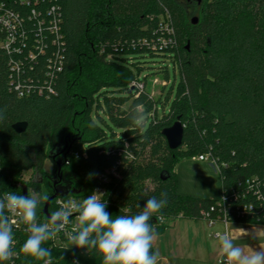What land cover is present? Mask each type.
Here are the masks:
<instances>
[{
	"label": "trees",
	"instance_id": "obj_1",
	"mask_svg": "<svg viewBox=\"0 0 264 264\" xmlns=\"http://www.w3.org/2000/svg\"><path fill=\"white\" fill-rule=\"evenodd\" d=\"M5 1L33 27L22 0ZM52 5L61 13L64 37L55 96L19 99L9 93V56L0 49V197L24 195L15 185L33 171L37 180L25 184L29 192L41 194L45 185L51 197L55 177L60 186L70 185L64 199L83 200L103 190L112 215L125 214L124 207L137 214L147 198L166 191L167 206L158 214L164 219L151 221L157 236L176 219H222L224 211L230 222L264 226V200L247 185L259 181L264 197V0H40V11ZM161 38L171 42L161 46ZM54 53L49 48L40 56V75ZM132 55L169 58L175 77L168 67L161 70L166 84L158 98L148 89L149 75L142 76L145 68L130 62ZM133 82L144 89L132 88ZM135 106L145 116L142 128L131 118ZM94 108L104 109L112 124L107 130L93 119ZM20 122L28 128L17 134L13 125ZM176 122L184 127L183 145L171 150L163 131ZM58 145L65 147L60 156L69 151L60 176V156L50 157ZM207 153L220 166L222 191L230 196L225 206L177 191V164ZM101 175L109 182L100 181ZM45 203L37 209L44 221ZM245 206L252 209L239 217ZM26 239L21 237L19 264H43L22 251ZM43 246L51 249L53 264H101L85 249Z\"/></svg>",
	"mask_w": 264,
	"mask_h": 264
},
{
	"label": "clouds",
	"instance_id": "obj_2",
	"mask_svg": "<svg viewBox=\"0 0 264 264\" xmlns=\"http://www.w3.org/2000/svg\"><path fill=\"white\" fill-rule=\"evenodd\" d=\"M3 110H0V120ZM132 121L137 128H142L145 116L140 106L132 109ZM47 194L35 190H27V195L10 192L0 198V262L13 259L17 255L13 226L22 223L28 234L22 251L43 264H53L51 249L43 245L55 240L64 233L70 247L94 252L101 259V264H158L159 252L153 251L157 232L152 226L155 217L167 206L168 193L161 192L160 198H147L143 208L137 214H128L130 210L123 208L125 214L112 215L107 211L105 194L99 190L83 200L69 199L61 201L58 210L51 212L47 222H39L37 209L42 201H48ZM225 213V227L215 232V247L218 264H264V243L258 247L241 246L238 239L258 240L264 238L260 229L228 227V214ZM75 223L71 231L68 226ZM62 258V257H61Z\"/></svg>",
	"mask_w": 264,
	"mask_h": 264
},
{
	"label": "built area",
	"instance_id": "obj_3",
	"mask_svg": "<svg viewBox=\"0 0 264 264\" xmlns=\"http://www.w3.org/2000/svg\"><path fill=\"white\" fill-rule=\"evenodd\" d=\"M21 5L28 6L30 12L27 15L28 22L33 24L30 28L26 19L22 18L19 12H15L10 9L9 2L0 0V32L3 35V39L0 41V49L5 51L9 56L8 69L10 78L7 89L9 93L14 94L19 99L30 98L32 96H55L56 90L54 83L58 73L63 71L64 55L63 49V35L61 32L62 17L59 12V8L55 5L48 7L43 13L40 11V0L31 2L30 0H22ZM169 34H172V28L167 24L165 27ZM171 39L161 38L159 43L161 46H166ZM52 48L55 52L51 58L47 61V69L44 75H40V56H45L48 49ZM155 48V46H154ZM39 72H38V71ZM132 88L139 90L144 89V84L139 82H133ZM194 161L207 162L210 164L219 174L220 166L210 153L203 154L192 158ZM69 163L66 162V165ZM31 178L27 180L21 178V180L15 185V189H23L25 184L30 182ZM99 180L103 183H108L109 178L106 175L99 176ZM248 188L255 192L257 200L263 202L262 196V184L259 181L252 180L247 182ZM104 193L103 190H99ZM7 194V193H6ZM5 195V194H4ZM3 195V196H4ZM2 196V197H3ZM0 197V198H2ZM241 197H246L245 193H242ZM233 200L237 201L236 194L232 196ZM69 199L80 201L75 197L64 199L58 197L55 199V211L59 209L61 201H67ZM230 200V196L222 191V199L218 202V205L225 206ZM251 206H245L238 212V216L245 215L246 211H250ZM39 222H47L37 218ZM208 227H214L218 222L225 225V216L222 219H214L210 214L205 215L204 220ZM72 224L68 226V231H71L73 224L75 223V216L72 218ZM230 221L228 220L227 223ZM25 226L22 223H18L13 226L14 238H15V251L17 255L9 261L3 262V264H19L21 260L20 243L23 235H28L25 230ZM51 248H66L69 246L65 234L62 232L55 240L48 241Z\"/></svg>",
	"mask_w": 264,
	"mask_h": 264
},
{
	"label": "rangeland",
	"instance_id": "obj_4",
	"mask_svg": "<svg viewBox=\"0 0 264 264\" xmlns=\"http://www.w3.org/2000/svg\"><path fill=\"white\" fill-rule=\"evenodd\" d=\"M131 63L138 64L145 68L142 72V76L149 75L148 80V89L151 94L158 98L162 93V87L165 86L166 81L164 80V74L161 70L165 67H168L169 76L174 79L173 66L169 58L163 57H150V56H141V55H132L129 57ZM169 110V109H166ZM92 117L96 123L107 130V126H111L107 115L104 112V109H92ZM150 119L146 121V126L149 125ZM121 130L115 128V133L121 134ZM179 164L183 165L179 171ZM53 167L52 164L48 161L45 164V170L48 173H51ZM176 173V188L179 194L189 195L196 198L204 199H215L221 201L222 199V183L218 177L216 170L207 162H198L194 161L192 158L183 159L177 164L175 169ZM24 179L31 178L30 180H37L35 178L33 171H27L22 174ZM40 178V177H38ZM76 182V180H74ZM47 187L43 185L41 187V194H47ZM46 217V216H45ZM206 223V221H203ZM231 225L234 228H242L245 224H240L236 222H229L228 227L231 230ZM250 226H263L258 224H247ZM225 227V225H224ZM264 227V226H263Z\"/></svg>",
	"mask_w": 264,
	"mask_h": 264
},
{
	"label": "crops",
	"instance_id": "obj_5",
	"mask_svg": "<svg viewBox=\"0 0 264 264\" xmlns=\"http://www.w3.org/2000/svg\"><path fill=\"white\" fill-rule=\"evenodd\" d=\"M179 165L180 171L183 165ZM223 228L224 224L221 222L210 228L203 221L183 218L172 221L169 228L162 235L157 236L154 244L155 251L159 252L158 264H218L214 234ZM242 228L264 231L263 226L257 225L245 224ZM236 243L241 246L258 247L259 244L264 243V238L255 241L248 238L238 239Z\"/></svg>",
	"mask_w": 264,
	"mask_h": 264
},
{
	"label": "water",
	"instance_id": "obj_6",
	"mask_svg": "<svg viewBox=\"0 0 264 264\" xmlns=\"http://www.w3.org/2000/svg\"><path fill=\"white\" fill-rule=\"evenodd\" d=\"M193 22L196 23V19H194ZM27 128H28L27 122H20V123L13 125V130L17 134L24 133L27 130ZM163 136L166 138L167 143L169 145V148L171 150H177L183 145L184 127L181 124V122H176L171 128L165 129L163 131ZM64 150H65V147L63 145H58L57 149L51 153L50 157L53 160H55L58 156H60L64 153ZM68 152L69 151H67V153ZM66 154H64L63 156H60L59 159L56 160V165L58 168V170H57L58 176H60L61 169L64 165V158H65ZM55 180H57L56 177L54 178L55 183H53L54 193L51 197H49V200L46 201L45 206H44V210H43V214L46 216L47 219L49 218V215H50L49 208L52 205V202L58 197H66L67 198L69 196L70 185H68L66 187L57 186V181H55ZM27 190H28V187L24 186L23 187L24 195H27Z\"/></svg>",
	"mask_w": 264,
	"mask_h": 264
},
{
	"label": "flooded vegetation",
	"instance_id": "obj_7",
	"mask_svg": "<svg viewBox=\"0 0 264 264\" xmlns=\"http://www.w3.org/2000/svg\"><path fill=\"white\" fill-rule=\"evenodd\" d=\"M55 181H57V186H60L59 182H61V179H57V180H55ZM54 183H55V182H54Z\"/></svg>",
	"mask_w": 264,
	"mask_h": 264
}]
</instances>
